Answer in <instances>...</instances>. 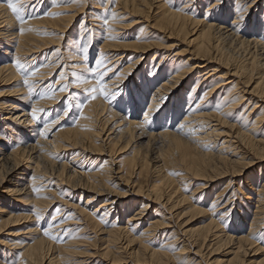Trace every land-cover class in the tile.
Returning a JSON list of instances; mask_svg holds the SVG:
<instances>
[{
	"label": "bare ground",
	"instance_id": "6f19581e",
	"mask_svg": "<svg viewBox=\"0 0 264 264\" xmlns=\"http://www.w3.org/2000/svg\"><path fill=\"white\" fill-rule=\"evenodd\" d=\"M28 1L31 3L35 0H0V83L10 81V86L0 90V169H5L3 173L0 172V229L19 224L20 221L32 222V226L23 228L24 234L21 230V233L18 231L20 236L0 239V247L3 246L0 249L2 252L0 264H11L13 258L12 264H70L69 258L79 255L82 249V247L79 249V244L83 243V240H80L83 236L80 232L77 235L76 231L88 228V224H91L92 230L96 228L105 231L103 232L107 238L105 254H109V246H114L122 235L129 246L136 240L140 241L139 245L136 244L137 247L128 246L130 250L128 255L134 257L136 261L139 258L145 259L146 257L143 256H146L147 251L151 263L167 264L168 256L173 257L174 260L178 259L180 256L178 252L172 256L160 248L153 250L149 247V251L146 248L147 244H142L143 238L154 236L156 230L165 222V218L161 215L158 216L161 219L154 218L155 220L147 222L149 213L146 212V206L149 204L146 206L144 203L138 204L136 210L127 215L123 226L116 223L119 210L115 211L116 216L111 223L105 221L112 209L118 208L116 203L119 202V197L114 200L113 193L108 189L107 181L112 175L110 164L114 163V159L117 160V171L113 170L117 175L112 177L114 182L129 181V175L135 166L139 169V173L150 168L151 173L153 171L160 180L159 184L167 186L168 190L166 189L167 193L164 195L169 206L167 208L174 209L186 198L183 192L178 193L179 183L176 184L171 176L173 161L169 151L179 150L181 159L189 164L187 168L193 166L198 168V171L191 170L193 178L203 175L204 172L207 173V171H199V158L206 163L205 166L215 161L228 162L233 165L231 167L233 172L237 166L244 164V153L253 154L257 159L264 158V126L261 125L264 123V7L263 16L258 17L255 14L251 16L252 18H248L250 10L256 6L255 0H223L222 7L216 6L221 3L220 0H214L211 4H206L204 17H208L209 10L211 13L210 20H205L198 18L195 10L188 9L192 7L189 4L190 0H179L177 4L179 6H174L175 8H172L173 0H80L76 6L73 4L74 0H47L45 3L42 2L41 10L35 13L30 7L26 8ZM9 3L17 7L18 14L12 12ZM86 3H88V16H86L88 19L85 18L87 20L81 22L75 33L67 35L73 21L76 22L78 16L84 13ZM150 8L157 10L158 14L146 13L152 10ZM228 18L231 19L229 24H224ZM88 20L90 21L84 22ZM85 23L87 28L88 24L91 25L88 29L89 35H86L88 30L84 32ZM147 25L157 27L155 29H159V32L162 29L166 31L164 38L171 39V36H174L180 41L185 40L188 46H191V57L181 58L175 62L174 56L177 54H172L170 57V53L165 50L154 49L148 66L138 73L135 77L136 81L130 82L132 77L124 80L130 70L139 65L141 56L143 54L146 56L151 47L170 49L167 47L169 44L166 46L161 44L164 41L161 40L162 36L158 37V33L147 30ZM119 29L129 30L121 32ZM65 36H68L69 41L67 40V44L62 46L63 43L60 41ZM155 38L159 40L156 41ZM91 43L96 50L95 57L91 53ZM118 50L119 52L116 53ZM128 50L133 51V54L139 53L124 60V57L131 54L127 53ZM45 54H48V57L47 62L43 64L42 58ZM122 58L123 63L117 66L122 62ZM192 58L195 61H191ZM212 61L215 62L213 68L201 74L202 70L197 67L207 69L208 62ZM203 62L206 64L201 65ZM220 66H226L228 72L239 75L242 79L240 83L243 84L240 86L244 89L234 93L239 82L234 84L233 81L232 85L225 87L226 83L229 84V78L225 86H223L225 80H215L214 70ZM58 69L53 86L59 89L56 94L50 95L53 82L51 79L53 80L54 71ZM128 76L130 77V74ZM69 86L79 89L81 93L76 94L71 91L70 95L65 97ZM181 88L183 90L180 92V97L176 99L175 93ZM245 93L255 95L253 111L244 109L249 102L243 104L244 107L239 108L240 110L237 108L247 100ZM61 99L64 101L63 105ZM248 99L247 101L251 100ZM259 101L261 104L258 105ZM61 105L64 106L61 114L52 119ZM111 106H114L116 111ZM235 113L236 115L232 116ZM15 133L16 136L13 135ZM144 137L147 138L146 142L152 141L158 144L157 148L150 151L151 156L147 151L143 154L140 150L142 146L139 141ZM132 142L133 146H130ZM190 148L194 150L193 156L196 160L188 159ZM67 152L70 153L69 158L59 163L60 169L57 174L49 175L62 183L71 182L72 185H67L72 191L77 192L81 189L80 192L91 193L85 198V206L92 202L98 203V206L91 211L79 207L76 211L79 218H75L76 224L72 228H70V225L74 224L72 213L75 214L72 210L70 215L66 213L62 217L63 209L57 206L48 216L47 209L54 197L49 196L45 189L49 188L48 190L53 191L54 189L47 184L48 177L41 179L42 176L37 175L39 167H36L37 164H42L47 168L48 165L51 166L48 163L61 159L59 158L61 155H65V158ZM122 154L124 155L121 158ZM87 156L90 162L85 169L83 163L87 161ZM27 159L33 161L31 164L35 169L37 168L30 174L20 168L23 160ZM125 164L128 167L124 170L122 165ZM66 166L68 168L64 173ZM210 168L213 166H209L208 169ZM61 171L64 173L63 176ZM238 173L239 171L236 172L237 175ZM259 177L261 182L257 186L253 184L246 188L254 189V197L249 198L253 200L254 210L250 211L251 220L246 229L247 233L239 236L237 233L236 236L224 234V229L221 228L225 223L222 225L210 217L207 223L204 222L205 224H199L200 226L195 228L191 226L192 228L187 231V238L183 240L188 241V245L197 246L198 253L202 245L207 246V242L211 239H215V243L212 240L214 249L216 246L220 248L226 245L227 251L224 252L223 258L217 260L220 264H264V251L259 244H255L256 240L264 238L256 233L264 224L263 174H259L255 178L256 181ZM50 178L52 180V177ZM42 182H46L48 187L42 185ZM58 184L60 183L54 184L56 190L59 189ZM141 188L142 186H138L136 193H141L143 190ZM68 190L70 191L69 188H65L63 192L67 193ZM107 192L111 197L106 196ZM161 194L155 195L160 198ZM219 200H216L217 203H220ZM187 207L189 208V210L185 208L187 213L203 211L190 205ZM125 210H128V207ZM65 211L68 212L69 209ZM98 211H100L99 215H97ZM155 212L158 213V210ZM183 214L185 215L184 212L181 215ZM42 217L46 218L44 222ZM222 217L223 215L220 219ZM181 226L179 227L182 228ZM138 227L142 230L138 237H135L133 230L136 232ZM2 231L4 232L0 230ZM10 231L8 230L9 233ZM64 238L66 240H63ZM182 246L184 248L182 247L181 250L185 249L184 244ZM85 248L88 250V246ZM260 251L262 257H259L260 254L258 257H251ZM90 253L89 255L92 254ZM119 255L113 260L108 256L111 260L105 264L116 263L122 259Z\"/></svg>",
	"mask_w": 264,
	"mask_h": 264
},
{
	"label": "rangeland",
	"instance_id": "374dc122",
	"mask_svg": "<svg viewBox=\"0 0 264 264\" xmlns=\"http://www.w3.org/2000/svg\"><path fill=\"white\" fill-rule=\"evenodd\" d=\"M36 1H38V0H35V1H32L31 3L28 1L27 2V5H26V8H31L33 11L32 12H39L41 9V6L43 5V3H45L47 0H40L41 2H36ZM79 1L80 0H74V2L75 3H73L75 6L79 3ZM88 1V0H87ZM181 1V0H180ZM179 0H173L172 1V8H175V7H177V6H179V5H177V4H179L178 2H180ZM202 1V2H201ZM214 0H190V6H192V7H188V9H192V10H195V12H196V14H197V16H198V18H200V19H205V20H210V10L208 11V17H204V15H203V11L205 10V8L207 7L206 6V4H211L212 2H213ZM221 1V3L219 4V5H216V6H219V7H222V3H223V0H220ZM43 2V3H42ZM199 2L200 3H202V4H199ZM33 5V6H32ZM40 5V6H39ZM254 5H256L255 7L253 6L252 7V9L250 10V12H249V16H248V18H250L252 15L254 16L255 14L258 16V17H260L261 15L263 16V7H264V0H255V3H254ZM87 6H88V3H86L85 4V6H84V9H83V12L84 13H81L79 16H78V18H77V21L75 22V21H73V25L70 27V32H69V34H67V35H70L72 32L73 33H75V31H76V29H77V27H79V25L81 24V22L83 21V20H87L88 19V17H86V16H88L87 15ZM175 6V7H174ZM86 8V9H85ZM154 8V7H153ZM152 8H150V10H151ZM75 10V9H74ZM149 10V9H148ZM153 10V9H152ZM146 11V13L147 12H149V14H151V15H155V14H158V12H157V10H153V11ZM86 12V13H85ZM154 12V13H153ZM258 17H256V19L258 18ZM85 18H87V19H85ZM252 18V17H251ZM151 19V18H150ZM263 19H264V17H263ZM230 18H228V19H226L225 21H224V24H229V22H230ZM90 20H88V21H84V22H89ZM93 24L95 23V22H93V21H91ZM86 23H85V25H86ZM153 22H151V24H152ZM145 24V23H144ZM147 24V23H146ZM91 25L90 24H88V28H87V25H86V30L84 31V32H86L88 29H89V27H90ZM148 26V28H147V30H151V32H153V33H158V37L159 36H162V39L161 40H164V41H162L161 42V44L162 45H165L166 46V44L168 45L167 47H170V49L168 48V49H165V48H163V47H151L150 48V50L148 51V53H147V55L145 56L144 54L141 56L142 57V59H141V62L139 63V65L136 67V68H134V69H131L130 70V72L128 73V75L130 74V77L127 75L126 77H125V79L124 80H126V79H128L129 80V78H131L130 79V82H132L133 80H135L136 81V78L135 77H137L138 76V73L139 72H141V70H143V68H145V67H147L148 66V61H149V59L152 57V55H153V52L155 51V50H165L167 53H170V57L172 56V54H177V55H175L174 56V59H175V62H178L181 58H184V59H186V58H188V57H191V52H190V50H191V46H188L189 44H187V42L184 40V41H180V40H178V39H176L174 36H171V39H170V37L169 38H164L165 37V35L167 34V33H165L166 31H164L163 29V31L162 30H160V32H159V29L158 30H156L157 29V27H150L149 25H147ZM156 28V29H155ZM79 30V29H78ZM119 30H121V32H127L129 29H126V30H124V29H119ZM153 30V31H152ZM155 30V31H154ZM90 30H88L87 31V33H86V35H89V32ZM129 33V32H128ZM155 36V35H154ZM101 38V37H100ZM173 38V39H172ZM159 40V38H155V40ZM69 41V39H68V36H65V37H63L62 39H61V41L60 42H62L63 43V45L62 46H64L65 44H67V42ZM156 40V41H157ZM155 41V42H156ZM168 41V42H167ZM173 42V43H172ZM163 43H165V44H163ZM90 45H92L91 47H90V49H91V53L93 54V56L95 57V52H96V50L95 49H93V44L91 43ZM174 47H173V46ZM65 48V47H64ZM153 48V49H152ZM172 48V49H171ZM155 49V50H154ZM170 50V51H169ZM251 51H253L252 49H251ZM119 52V50L118 51H116V53H118ZM174 52V53H173ZM177 52V53H176ZM124 53H126V51L124 52ZM127 53H131V54H129L130 56H126V57H124V60H126V59H128L129 57L131 58L132 57V55L133 56H135V55H137L139 52H136V53H134L133 54V51L131 52V50L129 51H127ZM48 57V54H45L44 55V57L42 58V59H44V62H43V64H45V62H47V60H46V58ZM93 60V59H92ZM123 58H122V62H119L118 63V65L117 66H119L121 63H123ZM165 61V60H164ZM191 61H195V59H191ZM206 63L205 62H203L201 65H205ZM208 64H209V68H207V69H205V68H203V67H197L199 70H202L201 71V74H203L205 71H207L208 72V70L209 69H212L213 68V65H215V62L214 61H212V62H208ZM207 64V65H208ZM124 65V64H123ZM126 65V64H125ZM124 65V66H125ZM224 67V68H223ZM203 68V69H202ZM226 66H220V67H218L217 69H215L214 70V72H215V80H225L224 81V85L223 86H225V83L228 81V78H229V84L228 83H226V86L225 87H228L229 85H232L231 83H233V81H234V84L236 83V82H239L238 83V85L236 86V88L234 89V93H236L237 91H239V90H241V89H244V87H242L243 86V84H241L240 82H242V79L241 78H239V75H234L233 74V72H228V69L226 68ZM56 70V69H55ZM226 71V72H225ZM59 72V69L55 72L54 71V76H53V80L51 79V81H53L52 82V85H51V87L52 88H50V95H54V94H56L57 93V91H58V87H55V86H53V83L55 82V80H56V74ZM209 73H211V72H209ZM222 73H223V75H222ZM195 74H197V73H195ZM221 74V75H220ZM218 75H219V77H218ZM233 75L235 76V77H233ZM221 76V77H220ZM237 76H238V78H237ZM222 78V79H221ZM237 78V79H236ZM236 79V80H235ZM9 82V83H8ZM240 85H242V86H240ZM8 86H10V81H6V83H4V84H2V83H0V90H5ZM239 86V87H238ZM1 88H3V89H1ZM245 88H247V87H245ZM52 90H54V91H52ZM181 90H183V88H181V89H179L176 93H175V95H176V99L178 98V97H180V92H181ZM71 91H74V93H76V94H79V93H81V91L79 90V89H75V88H71L70 86L68 87V89H67V93L64 95L65 97H67V96H69L70 95V92ZM56 92V93H55ZM184 93L182 92L181 93V95H183ZM248 94V95H247ZM149 95V94H148ZM254 96L255 95H251V94H249V93H245V98L247 97V100H249L248 98H250L251 100L250 101H247V100H245V101H243L241 104H240V106L239 107H237L238 108V110H240L239 108H242V107H244L243 106V104H246V103H248V105H246L245 107H244V109H246L247 111H249L250 109H252V106H253V102H254V100H256L255 98H254ZM65 97H63V99H65ZM254 98V99H253ZM63 99H61V101L63 100ZM63 102L64 101H62V105H63ZM60 104V101H59V103H58V105ZM112 103H110V105H111ZM258 105L259 104H261V101H259L258 103H257ZM61 105V106H62ZM57 107V106H56ZM63 107L64 106H62V107H59L58 108V111H57V114L56 115H53V118L52 119H54L56 116L58 117L60 114H61V112H62V110H63ZM112 107V109L113 110H115V107L114 106H111ZM62 108V109H61ZM141 110H142V108H141ZM60 111V112H59ZM116 111V110H115ZM251 111H253V109L251 110ZM141 112V111H140ZM234 115H236V113L235 114H233L232 116H234ZM230 119V121H232L231 120V118H229ZM63 126H64V124L63 123H61ZM71 123H69V125H70ZM261 125H263L264 126V123H262ZM59 126H61V125H58V127ZM228 126V125H227ZM258 130H261V129H258ZM14 136H16L17 135V133H15V134H13ZM11 140V139H10ZM139 141V140H138ZM147 141V138H141L140 139V145L142 146H140L141 148H140V150L142 151V153L144 154V151H147L148 152V155L149 156H151V152L153 151L152 149L154 148H157V146H158V144L156 143V142H152V141H148V142H146ZM133 142H135V141H133ZM133 142H132V144H130V146L132 145L133 146ZM154 144V145H153ZM212 144V143H211ZM155 146V147H154ZM159 148V147H158ZM185 148V147H184ZM145 149V150H144ZM150 149V150H149ZM183 149V148H182ZM191 149V148H190ZM189 149V157H188V159L189 160H191V161H193V160H196V157L195 156H193V155H195V152H194V150L193 149H191L190 150ZM152 150V151H151ZM151 151V152H150ZM213 151H215V152H218L216 149H213ZM214 152V153H215ZM69 152H67V154H66V157L64 158V156L65 155H61L59 158H61V159H56V160H54V161H51L50 163H48V164H51V166H53V167H55L54 169H53V167L52 168H50L51 166L50 165H48L47 163V168H46V165H44L45 167H43V165L42 164H37L36 165V167L38 166L40 169H41V171H40V169L38 168V170H39V172L37 171V175L38 176H42V178L41 179H46L47 177V179H49L48 181H49V183H47V184H50L51 185V189H54V191L56 190L54 187H55V182L57 183H60V184H58L57 185V188H59V189H57L55 192L53 191V190H48L49 188H46L45 190H47L48 191V194H49V196L50 195H52L54 198H52V200H51V205L49 206V208L47 209V214H48V216L49 215H51L52 214V212L54 211V209L58 206H60L59 208H61V209H63L62 210V212H63V216L62 217H64L65 215H66V213H67V215H70V213L73 211V212H75V214L74 213H72V217H74V219H73V222H74V224L73 225H70V228H72L76 223V221H75V218H79V216H78V214L76 213V211L77 210H79V207H84L86 210H89V211H91V210H94V208L95 207H97L98 206V203L97 202H92V203H90V205H86L85 206V198L89 195V194H91V193H88V192H80L81 191V189L80 190H77V192L76 191H72V189L68 186V185H72L71 184V182L70 183H65V181L62 183L60 180V182L58 181V180H56V178H53V176H50L51 175V173H54V174H57V172H58V170L60 169V166H59V163L60 162H62L63 160H65V161H67V159L69 158V155H70V153L68 154ZM171 156H172V163H173V168H172V174H171V176L175 179V183L176 184H178L179 183V185H178V193H182L183 194V196L186 198V199H183L182 200V202L178 205V206H176L174 209L173 208H167V207H169L168 206V204H167V201H166V198H165V194L167 193V191H166V189H167V186H165V185H163L162 183H160L159 184V182H160V180L159 179H157V177L155 176V174L153 173V171H152V173H151V171H150V168H148V170L147 171H142L141 173H139V169L138 168H136L137 166H135L134 167V169L132 170V172L130 173V180L129 181H127V182H125L124 180H122V181H119L118 180V182H114L113 181V178L112 177H115V175H117L116 173H114V172H116L117 171V169H116V167H117V160L116 159H114L113 161H114V163L112 162V164H110V165H112V167H111V176H110V178H108L109 180L107 181V183H109V186H108V189L110 190V193H113V195H112V198L114 199V200H116L118 197H119V202H117L116 203V206H118V208H116V207H114V209H112L113 211L110 213V215L105 219V221L106 222H108V223H111L112 222V220L113 219H115V216H116V214H115V211L116 210H119V213H118V218L116 219V223H118L119 224V226H123L124 224H125V220L127 219L126 217H127V215H130L131 213H132V211L136 208V206L138 205V204H142V203H144V205L146 206V205H148V206H146V208H147V211L146 212H148L149 213V215H147V218L149 217V219H148V221L147 222H150V221H153V220H155V219H158L159 217L158 216H163L164 218H165V222H164V224H162L156 231V233H155V235L153 236H150L149 238H141L142 239V244L144 245H146V248H147V250H149L150 251V249H149V247L151 248V249H153V250H157V248L159 249H164V250H166L167 252H168V254L170 255V254H172V256H173V254H175L176 252H178L179 254H180V256H178V259L175 261L174 260V258L172 257V258H170V256H168V259H166V263L167 264H220V262L219 261H217V260H220V259H222L223 258V254H224V252L225 251H227L226 250V245L225 246H222V247H220V248H217V246H216V249H214L215 247H214V244L212 243V240L213 239H211V240H209L208 242H207V246H203L202 245V247L200 248V252L198 253V251H196V249H198V247L197 246H193V245H188L187 243H189L188 241H184L183 239L185 238H187V231H189L192 227L193 228H195V227H197V226H200L201 224H205V223H207L208 221H209V218L211 217H213V219H216L219 223H225V225H223V227H222V225L220 224V227H222L221 229L223 230V233L224 234H232L233 236H236L237 234H238V236L239 235H241V234H245V233H247V230L246 229H248V223H249V221L251 220V217L249 216L250 215V211H252V210H254V207H253V204H252V202H253V200H250L249 198L251 197V199L254 197V193H253V188H248V189H246L247 188V186H250V185H255L256 184V186H257V184H259L260 182H261V180H260V177H259V179H258V181H256V177L259 175V174H263V177L262 178H264V158H261V159H257L256 158V156H253V154H251L250 155V153H244V155H243V157H244V164H241V165H239V166H237V168H235L236 170H234V172L232 171L233 170V168H231V167H233V165L232 164H230V163H228V162H226V163H220V165L222 166H220L219 165V163H217L216 161L214 162V163H211L210 165L209 164H207V166H205L206 165V163H204L203 162V160L201 159V158H199L198 159V163L200 164L199 165V167H200V170L199 171H207V173L206 172H204V174L203 175H205V176H203V175H201V176H197L196 178H193V177H191L192 176V171L191 170H196V171H198V168L197 167H191V168H187V166L189 165L188 164V162H185L186 160H184V159H181V156L178 154L179 153V150H172V151H169L168 152ZM121 154V153H120ZM116 155H117V153H116ZM123 155L124 154H122V155H120V157L122 158L123 157ZM251 156V157H250ZM113 157H115V156H113ZM192 157V158H191ZM253 157V158H252ZM250 158H252V159H250ZM256 158V159H255ZM250 159V160H249ZM29 159H27V160H23V163H22V166L20 167L21 169H23V170H25L26 171V173H28V174H30V173H32V171H33V169L36 171L37 170V168L35 169V167L33 166V164H31L33 161H28ZM35 158H34V162H35ZM86 160L87 161H85L83 164H85L84 166V168L85 169H87L88 168V165H89V162H88V156L86 157ZM95 160V159H94ZM184 160V161H183ZM246 160V161H245ZM59 161V162H58ZM97 161V160H96ZM95 161V162H96ZM181 163H180V162ZM250 161V162H249ZM253 161V162H252ZM256 161V162H255ZM184 162H185V164H184ZM96 163H98V162H96ZM183 163V164H182ZM204 163V164H203ZM218 164V165H217ZM254 164V165H253ZM24 165V166H23ZM39 165H42V167L41 166H39ZM67 165V164H66ZM213 166V168H210V169H208L209 168V166ZM231 165V166H230ZM30 166V167H29ZM50 166V167H49ZM68 166V165H67ZM65 167V169L63 170L64 171V173L66 172L65 170H67V168L68 167ZM150 166V165H149ZM185 166V167H184ZM214 166L216 167V168H214ZM127 167H128V165L127 164H125V165H122V168L125 170V169H127ZM175 167V168H174ZM177 167V168H176ZM184 167V168H183ZM224 167V168H223ZM25 168V169H24ZM28 168H29V170H28ZM115 168V169H114ZM244 170H243V169ZM32 169V170H31ZM52 169V170H51ZM174 169V170H173ZM204 169H206V170H204ZM212 169V170H211ZM215 169H217V170H215ZM223 169V170H222ZM5 170V169H4ZM4 170L3 169H0V172L1 173H3L4 172ZM54 170V171H53ZM113 170H116V171H114L113 172ZM211 170V171H210ZM219 170H221L222 171V173H221V171H219ZM239 171V173H238V175L236 174V172H238ZM19 171H22V170H19ZM43 171H44V173H43ZM53 171V172H52ZM214 171V172H213ZM224 171V172H223ZM231 171V172H230ZM236 171V172H235ZM242 171V172H241ZM41 172V173H40ZM119 172H122V171H119ZM134 172V173H133ZM180 172V173H179ZM249 172V173H248ZM47 173V174H46ZM64 173L61 171V175L63 174L64 175ZM218 173V174H217ZM229 173H230V175H229ZM234 173H235V175H234ZM44 174H46V175H48V176H46V175H44ZM50 174V175H49ZM177 174V175H176ZM208 174V175H207ZM210 174V175H209ZM62 175V176H63ZM118 175H119V173H118ZM175 175V176H174ZM218 175V176H217ZM223 175V176H222ZM250 175V176H249ZM44 176H46V177H44ZM155 176V177H154ZM208 176V177H207ZM211 176H213V177H211ZM50 177H52V180H51V178ZM214 178V179H213ZM181 179H182V181H181ZM51 180V181H50ZM53 180H55V182L53 183ZM40 181V180H39ZM191 181V182H190ZM114 182V183H113ZM120 182V183H119ZM209 182V183H208ZM247 182H249V183H247ZM46 182H42L41 184L42 185H45V186H47L48 187V185L47 184H45ZM62 183V184H61ZM116 183V184H115ZM118 183V184H117ZM126 183V184H125ZM68 184V185H67ZM115 184V185H114ZM131 184V185H130ZM183 184V185H182ZM54 185V186H53ZM61 185V186H60ZM116 186V187H115ZM138 186H142V188L141 189H143L142 190V192L141 193H136V188L138 187ZM162 186V187H161ZM201 186H203V187H201ZM159 187H161V188H159ZM187 187V188H186ZM253 187V186H252ZM65 188H69L70 189V191L68 192L67 191V193H64L63 191L65 190ZM115 188V189H114ZM132 188V189H131ZM224 188V189H223ZM226 188V189H225ZM62 189V190H61ZM162 189H164V190H162ZM108 190V191H109ZM112 190V191H111ZM115 190V192H113ZM160 190H161V192H160ZM168 190V189H167ZM60 191V192H59ZM221 191V192H220ZM52 192V193H51ZM133 192V193H132ZM149 192V193H148ZM88 193V194H87ZM108 193V194H107ZM106 193V196H110L111 197V195L109 194V192H107ZM115 193H118L117 195L115 194ZM127 193V194H126ZM157 193H162L161 194V196H160V198L158 197V196H156L155 194H157ZM178 193H176V195L178 194ZM217 193H220V194H217ZM222 193V194H221ZM243 193V194H242ZM120 194V195H119ZM122 194V195H121ZM123 194H125V195H123ZM151 195V196H150ZM163 195V196H162ZM222 195V196H221ZM51 196V197H52ZM219 196V197H218ZM216 197H218V198H216ZM224 197V198H223ZM141 200H140V199ZM214 198H216V199H214ZM219 198H220V200H219ZM247 198V199H246ZM137 200H138V202H137ZM161 200V201H160ZM166 201V203H163V202H165ZM188 202H187V201ZM194 200V201H193ZM216 200H219L220 201V203L218 202L217 203V201ZM133 201V202H132ZM140 201V202H139ZM142 201V202H141ZM146 201V202H145ZM148 201V202H147ZM212 201H215V202H213L214 204H216V205H214L213 203H212ZM154 202V203H153ZM227 202V203H226ZM166 204V205H163V204ZM223 203V204H222ZM136 204V205H135ZM227 204V205H226ZM190 205V207H197V208H199L200 210H203L202 212H199V213H197V211H195V212H190V211H188V212H190V213H187V210H189V208L187 207V206H189ZM193 205V206H192ZM212 205H214V206H212ZM135 206V207H134ZM63 207V208H62ZM128 207V210H125V208H127ZM179 207V208H178ZM221 207V208H220ZM132 208V209H131ZM160 208V209H159ZM177 208V209H176ZM185 208H187V210L185 209ZM217 208V209H216ZM224 208V209H223ZM66 209H69V211L68 212H66L65 210ZM121 209V210H120ZM155 209V210H154ZM168 209V210H167ZM171 209H173L172 211H171ZM182 209H184L183 211H182ZM72 210V211H71ZM131 210V211H130ZM136 210V209H135ZM158 210V213L157 212H155V211H157ZM213 210H214V212H213ZM246 210V211H245ZM171 213H170V212ZM181 212L180 213V215L184 212L185 213V215H187V216H185L184 214V216L183 215H177L179 212ZM211 211V212H210ZM51 212V213H50ZM175 212H176V215L178 216H176L175 215ZM178 212V213H177ZM155 213V214H154ZM240 213V214H239ZM247 213H249L248 215H247ZM100 214V211H98V214L97 215H99ZM113 216H112V215ZM174 216H173V215ZM189 214H192V216L190 215L189 216ZM196 214H197V216H196ZM200 214V215H199ZM124 215H126V216H124ZM213 215V216H212ZM223 215V217H222V219H220V217ZM225 215V216H224ZM47 216V215H46ZM160 216V217H161ZM170 216L172 217V218H170ZM180 216V217H179ZM61 217V218H62ZM104 217V216H103ZM151 217V218H150ZM167 217H168V219H167ZM185 217V218H184ZM194 217V218H193ZM218 217V218H217ZM235 217V218H234ZM247 219H246V218ZM155 218V219H154ZM175 218V219H174ZM184 218V219H183ZM192 218V219H191ZM223 218H224V221H223ZM159 219H161V218H159ZM163 219V218H162ZM170 219V220H169ZM178 220V222H176L177 220ZM188 219V220H187ZM44 220H46V218L45 217H42V222H44ZM167 220V221H166ZM176 220V221H175ZM184 220V221H183ZM190 220V221H189ZM164 221V220H163ZM186 221V223H184ZM189 221V222H188ZM221 221V222H220ZM247 221V222H246ZM29 222V223H28ZM120 222V223H119ZM170 222V223H169ZM173 222V223H172ZM174 222H176L175 223V225H174ZM205 222V223H204ZM244 223V224H242V223ZM21 223H22V226H21ZM32 222L31 221H20L19 222V224H13V225H10V226H8L7 228L5 227V229L3 228H1L0 230H4V232L2 231V232H0V239L1 240H6V239H13V238H15L16 236H20L21 234V232L23 233L24 231H25V229H23V228H25V226H32V224H31ZM107 223V225H109ZM180 223H182V224H180ZM165 224H166V226H165ZM180 224V225H179ZM184 224V226H181V225H183ZM197 224V225H196ZM200 224V225H199ZM238 224V225H237ZM242 224V225H241ZM89 226H88V228H85V229H83V230H77L76 231V234L78 235V234H80L81 236H83V238H80V236L78 237V238H80V240L82 239L83 240V243L82 242H80L81 244H79V249H81L80 247H82V249L80 250V253H79V255H74V257L73 256H71L70 258H69V260L68 261H70V264H77V262H78V264H105L106 262H108V261H110L111 259L113 260V258H117L118 257V255H119V253H120V255L119 256H121V258L122 259H119L118 261H116V263L117 264H143V263H145V264H152V263H154V262H150V259H149V257H148V255H149V252L147 251H145L146 252V256H143V257H146L145 259L143 258V259H140L139 258V260L141 261H136L135 259H134V257H131V256H129L128 255V252L130 251L129 250V247L131 246V248H134V247H137L138 245H139V243H140V241L139 240H136V241H134L130 246L127 244V243H125V238L123 239L122 238V235H121V237H120V240L118 241V242H116V246L114 245V246H109L110 247V250H112L111 252H110V250H109V254H105L104 252V248H105V250H107V248H106V246H105V242L107 241L106 239V235H105V233H103V232H105V231H103V230H100L99 228H97V229H99V230H96V228L95 229H91L90 227H91V224H88ZM164 225V226H163ZM163 226V227H162ZM179 226H181L182 228H180ZM192 226V227H191ZM225 226V227H224ZM228 226V227H227ZM238 226V227H237ZM226 227H227V229H226ZM173 228V229H172ZM243 228V229H242ZM88 229V230H87ZM189 229V230H188ZM8 230L10 231V230H12V231H10V233L8 232ZM22 230V231H21ZM24 230V231H23ZM86 230V231H85ZM137 230V231H136ZM135 231L136 232H134V230H133V235L135 236V237H138L137 235H139V232L142 230V228H139L138 227V229H136ZM183 230V231H182ZM228 230V231H227ZM232 230V231H231ZM260 230V231H259ZM259 230L256 232V233H258L259 235H262L263 237H264V224H262L261 225V227L259 228ZM18 231L20 232V233H18ZM226 233H225V232ZM239 231V232H238ZM245 231V232H244ZM263 231V232H262ZM8 232V233H7ZM13 232V233H12ZM17 232V233H16ZM80 232V233H79ZM96 232H97V234H96ZM98 232L100 233L99 235H98ZM177 232V233H176ZM178 232H179V234H178ZM185 234H184V233ZM240 232H242V233H240ZM7 233V234H6ZM86 233H88V234H86ZM237 233V234H236ZM9 234V235H8ZM18 234V235H17ZM24 234V233H23ZM178 234V235H177ZM7 235V236H6ZM61 235V234H60ZM103 235V236H102ZM175 235H177V236H175ZM183 235V236H182ZM185 235V236H184ZM223 235V234H222ZM88 237V238H86V237ZM133 236V237H134ZM97 237V238H96ZM175 237H177L178 239H176ZM94 241H93V240ZM104 240V243H103V240ZM63 240H66L65 238L63 239ZM19 241V240H18ZM139 241V242H138ZM123 242V243H122ZM182 242V243H181ZM213 242L215 243V239L213 240ZM86 243V244H85ZM122 243V244H121ZM104 245V247L102 246V245ZM136 244H138V245H136ZM162 245V247H160L161 245ZM184 244V246H185V249H183V250H181V248L183 247L182 245ZM187 244V245H186ZM213 244V245H212ZM255 244L257 245V244H259L261 247V249L264 251V238L262 239V240H256V242H255ZM117 245H119V246H117ZM205 245H206V243H205ZM88 246V250H87V248H85V247H87ZM122 246V247H121ZM129 246V247H128ZM211 248H210V247ZM3 247V246H2ZM2 247H0V249L2 248ZM115 247H121V248H119V249H115ZM125 247L127 248V249H125ZM165 247V248H164ZM174 247V248H173ZM208 247V248H207ZM184 248V247H183ZM8 249V248H7ZM212 249H214V250H212ZM84 250H85V252H84ZM118 250V251H117ZM8 251V250H7ZM86 251H87V253H86ZM98 251V252H97ZM193 251V252H192ZM196 251V252H195ZM213 251V252H212ZM92 255H89V253ZM94 252V253H93ZM113 252V253H112ZM1 251H0V258L2 257V255H1ZM116 253V255L114 256V254ZM138 253H140V252H138ZM194 253H196V254H194ZM211 253V254H210ZM261 253H262V251H260V253H258V254H256V255H253V256H251L252 258H254V257H258L259 256V254L261 255ZM126 254V255H125ZM145 254V253H144ZM201 254V255H200ZM203 254V255H202ZM81 255V256H80ZM82 255H84V257H87V258H84ZM86 255V256H85ZM128 255V256H127ZM188 255V256H187ZM195 255V256H194ZM208 255H210V256H208ZM78 256H80V257H78ZM100 256V257H99ZM111 258H109V257ZM122 256H124V258L122 257ZM139 256L141 257V254H139ZM202 256V257H201ZM103 257V258H102ZM148 257V258H147ZM222 257V258H221ZM259 257H262V255L261 256H259ZM75 258V259H74ZM84 258V259H83ZM142 258V257H141ZM166 258H167V256H166ZM220 258V259H219ZM247 258H249V257H247ZM75 261H74V260ZM99 259V260H98ZM103 259H105V260H103ZM126 259V260H125ZM149 259V260H148ZM171 259L175 262H173V261H171ZM194 259V260H193ZM143 260V261H142ZM149 261V263H148V261ZM72 261V262H71ZM124 261V262H123ZM147 261V262H146ZM216 261V262H215ZM12 262H14V258H13V260H12ZM12 262H11V264H12ZM80 262V263H79ZM123 262V263H122ZM172 262V263H171ZM179 262V263H178ZM218 262V263H217ZM116 263H114V264H116ZM46 264V263H45ZM155 264V263H154Z\"/></svg>",
	"mask_w": 264,
	"mask_h": 264
},
{
	"label": "snow or ice",
	"instance_id": "6c2138e0",
	"mask_svg": "<svg viewBox=\"0 0 264 264\" xmlns=\"http://www.w3.org/2000/svg\"><path fill=\"white\" fill-rule=\"evenodd\" d=\"M9 7L11 8L13 13H17L18 14L19 10L17 9V7L13 3H9Z\"/></svg>",
	"mask_w": 264,
	"mask_h": 264
}]
</instances>
